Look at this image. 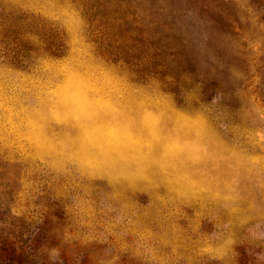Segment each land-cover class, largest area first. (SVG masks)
Returning a JSON list of instances; mask_svg holds the SVG:
<instances>
[{"label": "rangeland", "instance_id": "374dc122", "mask_svg": "<svg viewBox=\"0 0 264 264\" xmlns=\"http://www.w3.org/2000/svg\"><path fill=\"white\" fill-rule=\"evenodd\" d=\"M0 264H264V0H0Z\"/></svg>", "mask_w": 264, "mask_h": 264}]
</instances>
